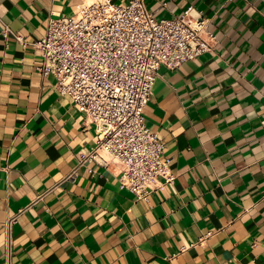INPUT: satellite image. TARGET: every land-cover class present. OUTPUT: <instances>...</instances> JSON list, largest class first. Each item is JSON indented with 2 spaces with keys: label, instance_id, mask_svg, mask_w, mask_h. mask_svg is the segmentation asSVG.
<instances>
[{
  "label": "crops",
  "instance_id": "1",
  "mask_svg": "<svg viewBox=\"0 0 264 264\" xmlns=\"http://www.w3.org/2000/svg\"><path fill=\"white\" fill-rule=\"evenodd\" d=\"M91 1L0 0V264H264V0H147L213 44L159 69L144 114L176 177L147 201L80 164L96 126L38 71L49 17Z\"/></svg>",
  "mask_w": 264,
  "mask_h": 264
},
{
  "label": "built area",
  "instance_id": "2",
  "mask_svg": "<svg viewBox=\"0 0 264 264\" xmlns=\"http://www.w3.org/2000/svg\"><path fill=\"white\" fill-rule=\"evenodd\" d=\"M206 22L156 18L147 0H92L74 15L49 17L45 34L33 42L43 58L38 71L54 74L60 94L71 96L96 126L97 143L81 153L80 164L118 165L120 186L140 200L162 186L160 177L174 181L165 144L147 125L144 109L162 65L174 69L211 51ZM9 33L6 26L3 34Z\"/></svg>",
  "mask_w": 264,
  "mask_h": 264
}]
</instances>
